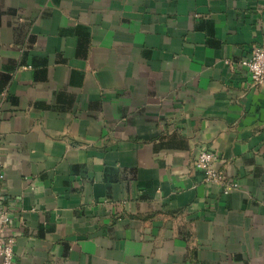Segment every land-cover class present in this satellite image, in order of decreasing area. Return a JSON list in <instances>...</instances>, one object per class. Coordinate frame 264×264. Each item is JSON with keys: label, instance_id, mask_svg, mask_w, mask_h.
Segmentation results:
<instances>
[{"label": "crops", "instance_id": "obj_1", "mask_svg": "<svg viewBox=\"0 0 264 264\" xmlns=\"http://www.w3.org/2000/svg\"><path fill=\"white\" fill-rule=\"evenodd\" d=\"M255 45L264 0H0L13 264H264Z\"/></svg>", "mask_w": 264, "mask_h": 264}, {"label": "built area", "instance_id": "obj_2", "mask_svg": "<svg viewBox=\"0 0 264 264\" xmlns=\"http://www.w3.org/2000/svg\"><path fill=\"white\" fill-rule=\"evenodd\" d=\"M226 63L231 64L229 60ZM250 76L252 86H258L264 81V48L255 45L244 58L238 61ZM217 155L209 150L200 151L193 160V168L202 174V180L205 183H214L218 185L223 195L237 188L235 181L228 179L214 165ZM4 178L0 174V181ZM9 222V217L5 212H0V231ZM0 264H13L12 239H3L0 237Z\"/></svg>", "mask_w": 264, "mask_h": 264}]
</instances>
